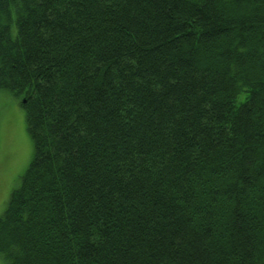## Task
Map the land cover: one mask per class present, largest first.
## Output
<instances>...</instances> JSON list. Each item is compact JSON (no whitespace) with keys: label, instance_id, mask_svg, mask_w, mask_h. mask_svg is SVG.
I'll return each mask as SVG.
<instances>
[{"label":"trees","instance_id":"obj_1","mask_svg":"<svg viewBox=\"0 0 264 264\" xmlns=\"http://www.w3.org/2000/svg\"><path fill=\"white\" fill-rule=\"evenodd\" d=\"M1 89L7 264H264V0H0Z\"/></svg>","mask_w":264,"mask_h":264},{"label":"rangeland","instance_id":"obj_2","mask_svg":"<svg viewBox=\"0 0 264 264\" xmlns=\"http://www.w3.org/2000/svg\"><path fill=\"white\" fill-rule=\"evenodd\" d=\"M21 98L0 90V213L33 155ZM0 264H7L0 255Z\"/></svg>","mask_w":264,"mask_h":264}]
</instances>
